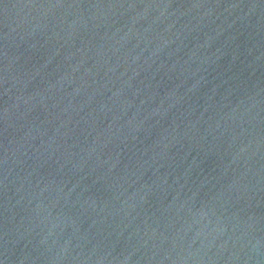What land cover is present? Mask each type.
<instances>
[{"label":"water","instance_id":"water-1","mask_svg":"<svg viewBox=\"0 0 264 264\" xmlns=\"http://www.w3.org/2000/svg\"><path fill=\"white\" fill-rule=\"evenodd\" d=\"M0 264H264V0H0Z\"/></svg>","mask_w":264,"mask_h":264}]
</instances>
